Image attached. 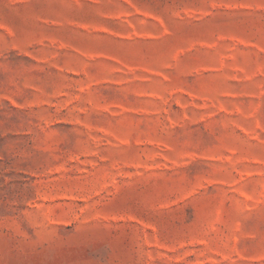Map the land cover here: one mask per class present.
I'll return each mask as SVG.
<instances>
[{
	"label": "rangeland",
	"instance_id": "rangeland-1",
	"mask_svg": "<svg viewBox=\"0 0 264 264\" xmlns=\"http://www.w3.org/2000/svg\"><path fill=\"white\" fill-rule=\"evenodd\" d=\"M0 264H264V0H0Z\"/></svg>",
	"mask_w": 264,
	"mask_h": 264
}]
</instances>
